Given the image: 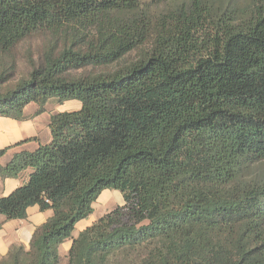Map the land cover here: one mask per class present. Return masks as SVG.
Wrapping results in <instances>:
<instances>
[{"label": "trees", "instance_id": "trees-1", "mask_svg": "<svg viewBox=\"0 0 264 264\" xmlns=\"http://www.w3.org/2000/svg\"><path fill=\"white\" fill-rule=\"evenodd\" d=\"M248 8L0 0V117L80 103L50 116L48 144L0 164L1 179L30 170L0 216L52 211L0 264H59L105 189L123 204L73 239L68 264H264V0ZM40 35L12 83L16 46Z\"/></svg>", "mask_w": 264, "mask_h": 264}, {"label": "crops", "instance_id": "crops-1", "mask_svg": "<svg viewBox=\"0 0 264 264\" xmlns=\"http://www.w3.org/2000/svg\"><path fill=\"white\" fill-rule=\"evenodd\" d=\"M76 102H64L67 104L65 108L68 109L64 112L79 110L80 103ZM31 104L29 103L23 109L25 118L21 121L0 117V150L7 149L4 156L0 159L1 165H5L16 153L21 151L32 152L39 145H45L51 141L48 128L50 118L46 121L45 130V106L42 112H38V106L36 107L34 104ZM57 105L59 106V104ZM26 110H29V112H25ZM29 174L30 170H26L20 178H0V198L8 196L16 188L23 185ZM104 194H106L104 199L99 198L93 202L92 213L86 219L77 223L71 234V238L59 246V264L61 258L64 260V263L61 264H68V253L72 241L81 231L89 227L104 214L123 204V200H121L122 196L120 195V197L115 191H106ZM51 216L52 211L40 212L37 206L28 208L27 217L24 220L7 221L5 217L0 216V260L6 257L10 247L13 245H20L28 250L36 227L42 225Z\"/></svg>", "mask_w": 264, "mask_h": 264}, {"label": "rangeland", "instance_id": "rangeland-1", "mask_svg": "<svg viewBox=\"0 0 264 264\" xmlns=\"http://www.w3.org/2000/svg\"><path fill=\"white\" fill-rule=\"evenodd\" d=\"M217 1H222V0H217ZM235 7H236V12L238 15H241L243 11L244 13H246V11L249 10V6L252 4L253 0H232ZM182 2V0H175V3H179ZM171 3V2H170ZM162 9V7H161ZM159 11V10H158ZM241 12V14H240ZM43 41H44V37L40 36H33V37H29L28 39L24 40L23 42H21L20 44H18L16 47L17 49L15 50V64H16V71L14 73V76L12 78L11 81H13L12 83H14L15 81H17L20 77L24 76L27 70V66H26V58L25 56H32L34 58H36L37 56V51L39 49V47H42L43 45ZM134 56V54H131L129 56V58H132ZM11 83V84H12ZM10 87V86H9ZM9 87H1V91H5L6 89H8ZM75 102V101H74ZM78 103V102H76ZM35 105L37 107V104L32 103L31 105ZM67 106L66 103L62 104V105H57L55 102H49L45 105V130H46V121L48 120V118H50V116L52 114L55 113H59V112H64L67 111L68 109H66L65 107ZM25 108V107H24ZM61 108H64L61 110ZM24 112V111H23ZM25 112H29V110H26ZM41 125V124H40ZM51 137V136H50ZM112 192L115 191V193H117L119 196L121 195L119 191L116 190H110V189H105L103 190L97 197V199H104L105 195L104 192ZM121 197V196H120ZM96 199V200H97ZM95 200V201H96ZM122 200V198H121ZM86 219V218H85ZM84 220V219H83ZM77 225V224H76ZM75 225V226H76ZM75 229V227H74ZM64 263L63 258L60 259V264Z\"/></svg>", "mask_w": 264, "mask_h": 264}]
</instances>
